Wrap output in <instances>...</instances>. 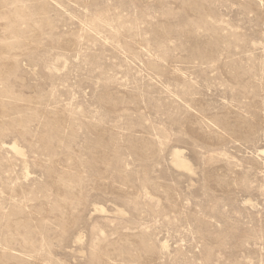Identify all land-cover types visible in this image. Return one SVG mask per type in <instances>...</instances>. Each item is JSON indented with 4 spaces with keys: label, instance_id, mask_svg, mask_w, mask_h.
Segmentation results:
<instances>
[{
    "label": "rangeland",
    "instance_id": "374dc122",
    "mask_svg": "<svg viewBox=\"0 0 264 264\" xmlns=\"http://www.w3.org/2000/svg\"><path fill=\"white\" fill-rule=\"evenodd\" d=\"M0 264H264V0H0Z\"/></svg>",
    "mask_w": 264,
    "mask_h": 264
}]
</instances>
